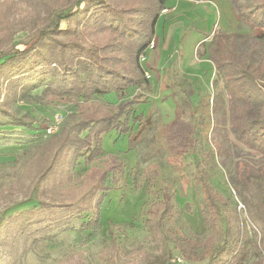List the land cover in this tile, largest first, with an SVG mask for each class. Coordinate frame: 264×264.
Listing matches in <instances>:
<instances>
[{
  "label": "trees",
  "instance_id": "16d2710c",
  "mask_svg": "<svg viewBox=\"0 0 264 264\" xmlns=\"http://www.w3.org/2000/svg\"><path fill=\"white\" fill-rule=\"evenodd\" d=\"M168 1L35 0L33 9L41 24L29 46L0 54L1 90L4 87L0 90V128L34 131L36 118L28 106L71 109L55 134L27 151L41 165V182L53 178L69 184L79 179L80 203L67 211L92 212L91 218L81 222L82 231L101 228L100 207L125 173L124 162L113 155L103 156V137L115 132L133 141L149 121L147 115L135 111L142 103L140 95L116 104L103 97L121 96L148 81L140 56L145 57L151 43L150 49H155L156 23ZM238 18L254 35L239 39L235 33L219 32L207 51L222 84L212 105L226 102L227 140L236 160L232 191L240 199L245 221L238 224V203L233 204L211 182L212 156L228 153L221 142L213 145L212 152L203 153V162L194 164L203 234L180 230L175 195L170 188L160 190L143 221L159 249L150 264H246L249 260V264H264V0L246 4ZM182 102L175 104V117L164 137L168 162L177 169L188 166L186 159L197 148L198 130L207 128L202 121L184 117L182 107L192 104L189 98ZM209 132L214 139L218 128L212 126ZM101 158L105 159L102 166L93 165ZM80 161L89 167L76 177L74 169ZM253 183L261 190L259 200L248 195ZM241 229H249V234ZM174 257L182 263L171 262Z\"/></svg>",
  "mask_w": 264,
  "mask_h": 264
},
{
  "label": "rangeland",
  "instance_id": "374dc122",
  "mask_svg": "<svg viewBox=\"0 0 264 264\" xmlns=\"http://www.w3.org/2000/svg\"><path fill=\"white\" fill-rule=\"evenodd\" d=\"M34 2L0 0V54L29 46L41 24V17L33 9ZM251 2L169 0L165 5L167 12L163 11L156 23L155 49L149 48L145 62H141L152 79L121 96L103 97L116 104L140 95L142 103L135 106V111L147 115L149 121L133 141L115 132L101 141L103 156L113 155L124 162L125 173L100 207V229H80L81 222L91 218L92 212L77 215L67 211L80 203L79 179L69 184L57 183L53 178L41 182V165L27 151L31 145L45 141L43 132L47 126L56 120L61 126L70 107L28 106L36 118L34 131L0 128V264H150L159 249L149 238L143 221L160 190L167 187L175 195L176 224L180 230L203 234L199 218L201 193L193 180L194 164L203 162V153L212 152L213 145L221 142L228 153L220 158L212 156L211 182L233 204L238 203V224L242 226L244 209L232 191V166L236 160L227 140L226 102L219 99L215 107L212 105L222 84L208 60L207 48L219 32L235 33L239 39L254 35L238 18L239 11ZM187 97L192 105L182 107L184 117L197 123L202 121L207 128L198 130L197 148L187 157L188 166L177 169L168 162L164 137L175 117V104L183 105L182 100ZM212 126L218 128L214 139L209 132ZM104 160L101 158L93 165L100 167ZM88 167L80 161L74 169L76 177ZM260 194V188L253 183L249 197L259 200ZM241 231L249 234V229ZM249 263L250 260L246 262Z\"/></svg>",
  "mask_w": 264,
  "mask_h": 264
},
{
  "label": "built area",
  "instance_id": "2783aa9c",
  "mask_svg": "<svg viewBox=\"0 0 264 264\" xmlns=\"http://www.w3.org/2000/svg\"><path fill=\"white\" fill-rule=\"evenodd\" d=\"M152 46H153V43H151V45H150L149 48H152ZM144 60H145V57L140 56V62H144ZM145 74H146L145 75L146 78H149V75L147 73H145ZM59 124H60L59 121H57V120L54 121L51 125L47 126V128L43 132V135L47 138L50 135L55 134L58 131V129H59ZM175 261L178 262V263H182V261L180 260V258H175L173 260V262H175Z\"/></svg>",
  "mask_w": 264,
  "mask_h": 264
},
{
  "label": "crops",
  "instance_id": "0c3cea01",
  "mask_svg": "<svg viewBox=\"0 0 264 264\" xmlns=\"http://www.w3.org/2000/svg\"><path fill=\"white\" fill-rule=\"evenodd\" d=\"M167 7L165 6V9H164V13H166L167 12ZM164 13H162L161 15H163ZM150 51H152V49H150ZM144 62H145V60H144ZM159 65H160V63L158 64V68H157V70H158V72H159ZM145 69V72L149 75V78H148V80L150 81V77H151V79H152V74L151 73H148V71H147V69L146 68H144ZM159 75V74H158ZM158 75H156V78L158 77ZM155 78V79H156Z\"/></svg>",
  "mask_w": 264,
  "mask_h": 264
}]
</instances>
